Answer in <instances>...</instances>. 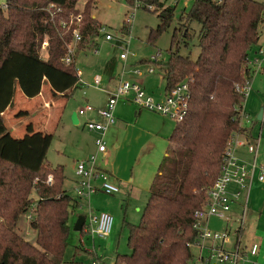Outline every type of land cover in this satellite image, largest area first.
Returning a JSON list of instances; mask_svg holds the SVG:
<instances>
[{
  "label": "trees",
  "instance_id": "trees-1",
  "mask_svg": "<svg viewBox=\"0 0 264 264\" xmlns=\"http://www.w3.org/2000/svg\"><path fill=\"white\" fill-rule=\"evenodd\" d=\"M92 1L81 11L78 50H92L100 36L102 27L91 15ZM125 1L131 7L135 0ZM139 1L158 13L160 24L150 34L154 39L170 26L174 7L164 0ZM50 5L54 9L49 10ZM76 5L77 0H5V8H0V264H62L68 246L69 216L79 203L63 189L64 169H50L43 159L36 168L28 166L22 149L25 139L13 138L3 113L14 106L17 89L27 99L38 96L43 85L50 87L52 97L71 95L79 83L76 66H66L61 59L75 27L63 29L61 22L79 13ZM181 20L171 38L175 51L171 47L167 62L153 64L164 76V93L185 79L193 80L192 108L175 123L168 139L171 149L151 181L139 223H125L130 253L116 254L114 264H189L198 235L194 212L206 201L228 139L246 133L238 126L245 98L235 86L253 76L246 60L264 27V4L195 0ZM189 23L199 25L196 60L179 52L180 44L189 47ZM44 40L46 59L41 57ZM114 60L105 66L109 77L116 69ZM24 215L30 217L35 247L15 232Z\"/></svg>",
  "mask_w": 264,
  "mask_h": 264
},
{
  "label": "rangeland",
  "instance_id": "rangeland-1",
  "mask_svg": "<svg viewBox=\"0 0 264 264\" xmlns=\"http://www.w3.org/2000/svg\"><path fill=\"white\" fill-rule=\"evenodd\" d=\"M88 1L89 0H77L76 8L79 12L84 9L86 2ZM164 1L166 5L174 7V14L168 29L162 32L159 36H156L154 39H151L150 34L152 31L157 29L160 21L158 19V13L151 12L152 9L141 7L140 9L134 10V8L132 9L127 5L125 0L92 1L93 5L91 9V15L94 14L96 21L101 25L102 28H104V32L113 35L114 39L112 41H105L102 36H99L98 39H96V45L92 50L91 47H89L87 50H82L85 51L87 57L80 56L76 62L77 70L84 71V80L82 81H85L84 83H93L94 77L100 76L102 79V85L100 89H94L93 87L89 88L85 84L80 85L81 90L78 91L77 89L72 98L67 101V105L70 107V110L72 109L74 112H77L80 107L85 105L84 95H82L83 91L86 94L85 97L91 98L89 104L106 103L108 99L107 88H105V86L102 87L105 83H113L115 87V85L119 83V80L122 79L139 85L140 79H142V77L145 75V70L149 66L154 67V64L149 61L150 57L152 56H157L160 54L161 56L159 60L164 63L167 62L170 55V48L173 47L172 52L175 51V46L171 45V38L174 29L177 28L178 24L182 23V16L189 12L195 0ZM254 1L264 4V0ZM0 5H5V0H0ZM128 17L131 18V22L129 24L130 30L129 26L124 23ZM198 32V24H188V38L186 41L189 47L184 48L180 44V55L189 56L191 60L197 59L199 54V48L197 46ZM116 38H121L123 40L128 39V60L126 62H120L125 66H129L130 70L128 72L121 73L117 77H109L107 73L103 71V66L105 62L119 57L121 50L116 47ZM94 49L97 50L96 54L94 53ZM45 54V52H41V57L43 59H46ZM139 61H141V64L137 65ZM135 69H139L143 76L137 77L134 75L133 72ZM155 74H160L162 79H164L161 70L158 68L155 69ZM154 76L156 79L158 78V76ZM153 88L155 90L152 92L151 96L158 98V96H156L157 94L154 95L153 93L161 92L164 89L163 81L161 82V80H157V83L153 85ZM259 92L261 95L258 94ZM246 94V99L243 104L246 117L242 120V128L246 127L251 130V144L254 145L256 140L259 138L260 141L258 150L259 157L262 159L264 156V72L257 74L254 73ZM131 98L132 95L126 97L125 99L134 105ZM121 100H124V98H121L119 101ZM34 103L35 102H31V104H24L22 108L30 110L33 108ZM261 110L262 118L260 121H258L257 115ZM34 111L20 114V121L22 122V125L24 121L32 120L31 118L37 113H34ZM79 118L81 121L83 120L82 117ZM167 121H170L171 125H174L175 123L170 119H167ZM30 131L31 127H28L27 134L31 135ZM245 131L247 132L246 129ZM36 133L37 132L31 135L32 138L26 137L23 141L22 149L24 153H26L25 148L32 149L31 144L35 140L34 138L36 137ZM81 135L88 136L81 126H72V124L70 125V123L62 121L58 126L53 127V131L51 132L50 139L47 142L43 158L44 162L47 163L50 169L56 168L57 165L63 166L65 173L63 189L67 195L73 199H75V196L72 189V182L74 179L72 168L73 163L78 159V156L74 153L76 150V145L74 144L73 140L75 137ZM245 135L246 133L242 134L241 136ZM40 137H42V135H40ZM153 145V148L148 149L146 146L144 147L140 141L134 143L129 148H124V150L119 153L118 165L123 166L122 172L126 173V178L127 176L133 174V176L138 181H140V186L138 185V191H132L131 193L128 189L125 190L120 188V193L118 192L114 195L102 194L101 196L94 197V199L91 197L90 202L82 201L81 209L72 211L69 216V224L74 223L78 215L84 216L85 220L88 221L90 208L94 210V213H107L113 218V232L111 237L103 239L94 236L92 238V236L83 234V238L86 240L84 242L85 246L92 245L93 242L96 249L101 248L103 250L105 245H111V250H117L118 253L122 254L128 251L126 247L128 229L125 228L122 220L125 218V221L131 225H137L139 223L142 212L149 198L148 189L150 186V180H152L157 173L158 167L165 157L167 150L171 149V146L169 142L167 143L166 139L161 141L154 140ZM240 151L244 152V159L250 161V157L246 154L245 149L242 148ZM135 159H138L137 163L134 161ZM252 184L253 186L248 196L243 225L245 237L240 239V242L244 245L255 240V242H259L260 244V251L256 259L244 258L242 261L240 260L238 264H264V186L258 184L256 181H254ZM33 197L36 200V197ZM250 213L251 217L249 216ZM240 218V215H235L234 213L229 216L228 220L222 221L218 218H211L209 221L210 231L224 232V229L226 233H228L229 241L223 245L225 250L232 249L237 233L236 231L240 227ZM70 227L72 229V226ZM15 232L23 237V239L26 240L30 245L34 247L36 246L35 233L30 228L29 216L24 215L20 218L18 225L15 228ZM78 234L79 233L77 232L71 231L68 243L76 244ZM108 247L106 248L108 249ZM89 250H92V247ZM129 253L130 251L127 254Z\"/></svg>",
  "mask_w": 264,
  "mask_h": 264
},
{
  "label": "built area",
  "instance_id": "built-area-1",
  "mask_svg": "<svg viewBox=\"0 0 264 264\" xmlns=\"http://www.w3.org/2000/svg\"><path fill=\"white\" fill-rule=\"evenodd\" d=\"M141 7L152 9L151 6H145L139 0H135L134 4L131 6L134 10L140 9ZM1 8H5V5ZM50 9H54V7L50 5L49 10ZM56 10L58 12L60 11L58 8H56ZM81 21L82 15L81 12H79L76 15L71 14L68 21L61 22V27L63 29L73 26L75 27L73 30V40L70 44L66 45V53L61 59V62L66 66L75 63L76 50L81 42V36L79 33V25ZM130 22V17L124 21V23L128 26ZM99 34L105 41H112L114 39L111 34L104 32V28L99 30ZM116 47L121 50L118 57L119 60L121 62H126L128 60V39L123 40L121 38H116ZM46 48L47 42L44 40L41 45V52H45ZM94 53H97L96 49H94ZM263 53V50L259 51V54ZM160 56V54L152 56L149 61L152 63L159 61ZM259 64L260 60L258 58H254L252 60L247 58L246 60V66L248 67L253 66L257 69ZM133 73L137 77L143 76L139 69H135ZM153 73L154 67L152 66H149L144 72V74ZM254 73L255 72H253V76ZM80 74L81 73L77 71L79 81L81 76ZM251 80L242 85L235 86V91L244 96L245 99ZM192 82V79H185L183 82L177 84L172 90L164 93L161 98L157 99L146 93L138 84L121 79L119 80V83H117L114 91L109 92V97L105 107L94 108L92 105L86 103L77 110V117L86 118L89 114H95L96 117H98V120L86 118L83 124L84 129L93 135V145L95 151L90 154L86 160L78 161L75 164L74 176L76 180L73 191L77 200L89 202L90 198L96 193L114 195L120 191L119 186L114 181L112 176L97 166L98 157L105 155L107 152L106 134L115 124L116 119L114 112L117 102L121 98H126L132 95L131 100L136 107L158 114L172 120L175 123H179L184 120L189 109L192 108L190 90ZM100 84L101 78L99 76H95L93 79L94 87L99 88ZM245 117L246 115L242 106L238 116L239 127L241 128L242 120ZM241 135V133H234L228 139L224 149L219 173L213 184L206 190L205 203L199 210L195 211L193 215V228L198 232V235L195 243L191 245V248L195 247L200 250H209L207 257H200L201 264H237L240 260H243V258L256 255L258 251V244L256 243L252 244L248 251H243L238 235L240 231L243 230L248 196L254 178H256V181L259 183L264 184V162L258 167V173L256 177H254L259 138L253 145L246 141L244 142V138ZM240 146L246 147L247 152L252 154L254 157L253 163L250 167L235 157L234 152ZM51 180L52 179L49 176L47 184H50ZM232 187L234 188L233 190ZM232 203H240L242 211L240 214L241 218L239 220L240 227L236 231V241L234 242L232 249L227 251L214 243H227L229 241L228 233H226V231H210L207 228L206 223L211 217L228 220ZM79 208L81 209V206H79ZM112 227L113 218L109 214L103 212L94 213L90 210L88 221L85 220L82 232L86 235L92 236V238L97 236L98 238L105 239L111 234ZM206 242H211V245L206 246ZM92 264L100 263L97 259H95Z\"/></svg>",
  "mask_w": 264,
  "mask_h": 264
},
{
  "label": "crops",
  "instance_id": "crops-1",
  "mask_svg": "<svg viewBox=\"0 0 264 264\" xmlns=\"http://www.w3.org/2000/svg\"><path fill=\"white\" fill-rule=\"evenodd\" d=\"M188 1H190V0H188ZM2 6L3 5H0V8ZM92 18L95 19L94 14L92 15ZM121 26H122V24H121ZM263 31H264V27L260 31L259 39H258V42H257L255 49L252 51L251 55L249 56L250 60H252L254 58H258L260 60L259 67H257V69L254 68L253 66H249V67L247 66L251 73L255 72L257 74V73L264 72V53L259 54L260 50L264 51ZM80 56L85 57L86 53H85V51L77 49L76 50V56H75V66H76V62ZM114 62H115V65L117 67V64L120 63L119 58L118 57L115 58ZM107 63H109V61L105 62L104 66H103V71L105 70V66ZM139 64H141V61H139L137 63V65H139ZM123 66L129 67V66H125L124 64H123ZM129 69H130V67H129ZM155 69L156 68H154L153 74H145L142 77V79H140V82H139L140 87L146 93H149L150 95L155 90L153 88V85L157 83V80H159V81L161 80V82L163 81V83H164V79H162L161 75L155 74ZM76 70H77V68H76ZM115 71H116V69H115ZM115 71H114L113 77L115 76ZM79 72L81 73L80 74L81 75L80 81L77 84V86L74 88L73 92L71 93V95L68 98H65L63 96L52 97L51 89L48 85H43L39 95L36 96L35 98H32V99L25 98L22 95V93L20 92V90L17 89V91L15 93V98H14V106L12 108L6 109L5 112L3 113V118L5 121L6 127L9 129L13 138L18 139V140H24L26 137L32 138L31 135H33L35 132H37L36 137L34 138L35 140L31 144L32 149L25 148L26 149V153H25L26 162H27L28 166H30L32 168H36L40 164V161L44 157L47 142L50 139L51 132L53 131V127L58 126L62 121L68 122V123H70V125L72 124V126H81V128L88 135V136L81 135V136L75 137L73 140L74 144L76 145L75 146L76 150L74 151V153L78 156V159L75 160V162L73 163V168H72L73 176H74L75 164L78 161L86 160L89 157V155L95 151V148L93 145V135H91L90 133H88L84 129L83 124H84L86 118L98 120V117H96L95 114H89L86 118L82 117V119H83L82 121L80 120L79 117H77L78 118L77 124H73L71 121V116L74 113V111L72 109L70 110V107H68V105H67V101L70 98H72V96L75 94L77 89H78V91L81 90L80 85L85 84L89 88L93 87L94 89H100L101 85H102V79H101L100 87L95 88L93 83H84L85 81H82V80H84L83 79L84 71H79ZM123 72H126V71H124V68L122 69L121 73H123ZM154 75L158 76V78L156 79ZM155 80H156V83H155ZM104 86H105V88H107V93H108V97H109V92L114 91L116 85L114 87L113 83H105L102 87H104ZM153 94L154 95L157 94L156 95V96H158L157 99H159L164 95V89L161 92H157V93L154 92ZM258 94L261 95L260 92ZM82 95H84L85 104L86 103L89 104V101L91 98L85 97L86 94L84 91L82 92ZM31 102H35L33 108H31L30 110H26V109L22 108V106L24 104H31ZM106 103H107V101H106ZM106 103H103V104L93 103L90 105H92L94 108H103V107H105ZM30 111L31 112L34 111V113L35 112H37V113L34 117L31 118L32 119L31 121H24V123L22 125V122L20 121V114L24 113V112H30ZM114 115H115V119H116L115 124L108 130V132L106 134L107 152L105 155H101L98 157L97 166L101 170L110 174L112 176V178L114 179V181L119 186V188H123L125 190L128 189L131 193H132V191L136 192V191H138V188L140 186L139 185L140 181H138L133 176V174L130 176H127V178H126V176H125L126 173L122 172L123 166L118 165L119 164V159H118L119 153L122 150H124V148H126V147L129 148L134 143H137L140 141L142 142V145H144V147L146 146V148H148V149L149 148L151 149L154 147V145H153L154 140H160L161 141L163 139H166L167 143H168V139H169V137H170V135L174 129L175 123H174V125H171L170 121H167V118H165V117H162V116L155 114V113L147 112L143 109H138L132 103H130V101H128L125 98H124V100L117 102ZM28 127H31V131H30L31 135L27 134V128ZM243 128H245L247 130V132H249V134L246 132V135L242 136L244 138L243 141L250 143V141L252 140V137H251L252 134H250L251 130L249 128H246V127H243ZM27 135H29V136H27ZM40 135H42V137H40ZM152 138H153V142H152ZM242 148L245 149L246 154L250 157V161L244 159V152L240 151ZM258 149H259V144H258ZM234 153H235V157L239 161L245 163L248 167H250L251 164L253 163L254 157L252 154H249L247 152L246 147L240 146L235 150ZM138 159H135L134 161L137 163ZM263 162H264V156L262 159H260L259 150H258L254 177H256V175L258 173V167L260 165H262ZM44 164L46 166H48L46 162H44ZM57 166H61V165H57ZM64 176H65V173H64ZM75 180L76 179L74 176V179L72 182L73 183L72 189L74 188ZM151 181L152 180H150V184H151ZM254 181H256V178H254L253 182ZM256 182L258 184L264 186V184L259 183L258 181H256ZM252 186H253V184H251L250 191H251ZM233 189L234 188L232 187V190ZM101 195H102V193H96L92 196V199H94V197H96V196H101ZM78 203H79V206H82V201L78 200ZM79 206L77 209H80ZM90 210H92L94 212L93 209L90 208ZM241 211H242V207H241L240 203H232L229 216L231 214H234V213H235V215L236 214L240 215ZM249 216L251 217V213ZM77 217H76V219H77ZM211 218H214V217H211ZM211 218H209L207 220V223H206L207 228L209 230H210L209 221ZM219 220H222V219H219ZM75 221H74V223H75ZM74 223L69 224L70 226H72L71 231H73ZM122 223L124 225H125V223H127L125 221V218H123ZM125 228H126V226H125ZM223 231H225V230L223 229ZM112 232H113V228H112L111 234H112ZM77 233H79L78 237H77V243L76 244H69L68 243V246H67L65 253H64V258H63L62 264H92V262L95 259H97L100 264H114L116 254H121V253H118L117 250H111V248H110L111 245H105L103 247V250L101 248L96 249L95 244H93V242H92V245L85 246L84 242L86 240H84L85 238H83V234H85V233H83L82 231L77 232ZM111 234L108 236V238L111 237ZM239 234H240V236H239L240 239L244 238L245 237L244 229L241 230ZM235 241H236V238H235L234 242ZM234 242H233V244H234ZM254 243L258 244L257 254L254 256H248L247 258H254V259L257 258V256L259 255V251H260V244H259V242H255V240L251 241L250 243H246L244 245L241 243V248L243 251H248L250 246ZM214 244L217 246H221L222 248L224 245L223 243H214ZM210 245H211V242H206V246H210ZM91 247H92V250H89ZM106 247H108L109 250ZM126 247H127V241H126ZM116 249H117V247H116ZM127 250L128 251L126 253L124 252L122 254L126 255L129 252L128 247H127ZM230 250L227 249V251H230ZM191 252H192V259L189 262V264H201L200 263V257L205 258L209 254L208 249L200 250V249L195 248V247L191 248Z\"/></svg>",
  "mask_w": 264,
  "mask_h": 264
},
{
  "label": "water",
  "instance_id": "water-1",
  "mask_svg": "<svg viewBox=\"0 0 264 264\" xmlns=\"http://www.w3.org/2000/svg\"><path fill=\"white\" fill-rule=\"evenodd\" d=\"M124 68V71H129V67H124L123 66V63H118L117 64V67H116V71H115V76H119L120 73L122 72V69ZM262 118V110L258 113L257 115V120L260 121ZM71 121L73 124H77L78 122V118H77V115L76 113L74 112L71 116ZM84 223H85V217L82 216V215H79L74 223V226H73V231L75 232H81L82 229H83V226H84Z\"/></svg>",
  "mask_w": 264,
  "mask_h": 264
}]
</instances>
